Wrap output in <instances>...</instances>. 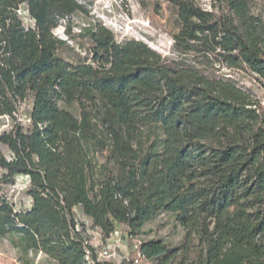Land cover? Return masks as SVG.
Listing matches in <instances>:
<instances>
[{"label":"trees","instance_id":"obj_1","mask_svg":"<svg viewBox=\"0 0 264 264\" xmlns=\"http://www.w3.org/2000/svg\"><path fill=\"white\" fill-rule=\"evenodd\" d=\"M157 1L181 25L176 56L98 24L82 31L90 58L72 64L53 30L82 4L0 0V117L13 122L0 136V237L56 264H134L99 256L92 233L133 239L171 213L204 245L192 264H264V106L217 76L247 70L264 93V22L249 0ZM18 176L29 210L8 195ZM138 250L148 264L174 256L159 240Z\"/></svg>","mask_w":264,"mask_h":264},{"label":"rangeland","instance_id":"obj_2","mask_svg":"<svg viewBox=\"0 0 264 264\" xmlns=\"http://www.w3.org/2000/svg\"><path fill=\"white\" fill-rule=\"evenodd\" d=\"M86 11L77 13L62 20L53 30L54 36L65 42L59 54L68 62L77 64L90 58L88 52L91 42L82 31L86 26L101 24L110 29L118 42L125 40H140L159 52L163 57L176 56L173 52V36L181 30L177 16L165 4L157 0H77ZM206 10H225L224 0H197ZM250 12L264 22V0H249ZM19 16L25 27H33L27 5L23 4ZM217 76H224L236 81L237 84L249 91L254 100L264 106V93L255 77L247 70L223 69ZM78 115L77 111H74ZM13 122L9 117H0V136L12 129ZM9 156V153H7ZM29 179L18 176L15 185L8 195L18 211L29 210L32 199L26 195ZM149 240H159L173 252L168 264H192L204 253V245L198 236L193 241L187 240L186 230L180 226L171 213H162L149 221L142 233L130 239L121 230L109 240L102 239L92 233L91 243L98 253L105 251L116 263L124 259L134 261L137 258L138 247ZM0 264H56L42 252L25 250L21 246L18 234L0 237ZM143 264H148L144 262ZM149 264H158V261Z\"/></svg>","mask_w":264,"mask_h":264},{"label":"built area","instance_id":"obj_3","mask_svg":"<svg viewBox=\"0 0 264 264\" xmlns=\"http://www.w3.org/2000/svg\"><path fill=\"white\" fill-rule=\"evenodd\" d=\"M24 122H25V124H29L30 120L27 119V120H24ZM99 256H101V257H105V256L111 257V255H109L107 251H105L103 254L99 253ZM143 263H144V257L142 256V254L138 250L137 258L134 260V264H143Z\"/></svg>","mask_w":264,"mask_h":264}]
</instances>
